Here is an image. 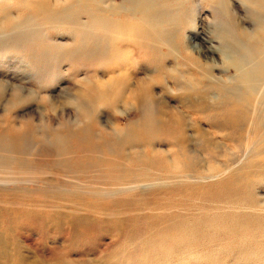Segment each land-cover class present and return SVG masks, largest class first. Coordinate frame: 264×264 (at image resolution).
<instances>
[{"label":"rangeland","instance_id":"1","mask_svg":"<svg viewBox=\"0 0 264 264\" xmlns=\"http://www.w3.org/2000/svg\"><path fill=\"white\" fill-rule=\"evenodd\" d=\"M36 1L0 0V142L12 143L20 155L6 172L0 171V181L8 180L0 184V264H264V175H250L249 166L259 158L245 155L258 148L254 137L244 144L231 141L228 130L214 129L188 112L183 116L192 115L196 127L214 136L219 148L212 157L198 140L177 147L171 142L176 132L165 137L160 122L162 110L181 111L178 101L184 93L170 79L162 89L157 65L131 49L125 62L107 60L110 37L95 29L69 32L49 12L33 9ZM45 1L49 6L62 2ZM208 2L165 0L167 19L181 31L185 46L200 43L201 57L189 50L188 55L224 80V49L212 33L231 21L257 31L255 18L264 15V6L258 0H218L212 7ZM214 8L221 14L218 19ZM207 31L214 41L206 39ZM176 63L167 57L163 65L174 69ZM183 64L177 70H193L186 60ZM144 77L151 83L139 109L128 90L121 91L116 107L108 106V81L120 89L128 78L131 88ZM146 104L151 111L141 109ZM117 126H134L130 141L137 140V154L149 156L152 150L162 155L156 175L164 177V162L181 157L208 177L177 183L147 180L117 190L115 177L135 176L127 174L134 172V163L123 171L110 168L119 160L110 137ZM185 149L192 158H185ZM3 156L0 152L1 160ZM72 183L89 190L65 193L79 191ZM51 192H58L53 206L46 200Z\"/></svg>","mask_w":264,"mask_h":264},{"label":"bare ground","instance_id":"2","mask_svg":"<svg viewBox=\"0 0 264 264\" xmlns=\"http://www.w3.org/2000/svg\"><path fill=\"white\" fill-rule=\"evenodd\" d=\"M60 1L62 2L54 6H49L45 0H38L33 2L34 4L31 7L41 12H49V16H52L53 20L60 27L66 28L69 32L71 30L76 35L79 33L87 34L95 29V32L101 36L110 37L112 40L105 42L107 44L106 48L108 47L107 50H109L108 55H106L107 60L122 58L125 62L128 56L127 49L128 51L131 49L132 52L143 54L147 62L156 64L159 68L158 75L161 77L160 80L157 79L159 80L157 82L162 84V89L165 88V83L170 79L173 86L176 87L175 89L184 93L179 98V107L181 106L182 109L189 110L181 109V111H178L176 108V110L172 111L165 110L167 111L165 113L162 110V120L160 122L162 135H165V137L169 135L168 137H170L173 135V131L176 132L172 138L175 143L173 141L171 142L181 149H184L193 141L198 140V143H202L203 149L205 147L207 151L211 150L212 154H208L215 157L216 150L219 148L218 140H215V137L212 135L208 137L204 130L199 129V127L197 128L193 123L195 118L191 117L192 115H190V118L187 115L188 119L183 116V113L188 112L198 114L201 119L208 122L214 129L228 130L230 133L227 135L231 141L236 140L244 144L245 142H249L253 136L255 146L258 148L253 147L244 154L252 158H259L257 162L249 166L250 175H264V15L258 14L255 18L258 27V30L255 32H248L238 26L234 21H231L233 23L227 28L220 21L222 30L216 31V33L210 31L215 35L214 38L219 40V45H221L225 52L221 51L227 62V66L224 68L225 70L222 71L226 78L220 80L210 73V67L207 65V67H203L202 64L198 63L199 60H193L196 57L192 59V56L188 55L187 51L189 50L191 55L195 53L200 58L203 49L200 43L193 46H185L183 44L182 38H180L181 31L167 19L170 11L166 7L165 0ZM118 1L119 3H117ZM208 1L209 7H212L214 3L216 5L218 2V0ZM258 2L264 6V0H258ZM213 14L217 19L221 17V14L215 8L213 9ZM82 15L86 16L85 21H82ZM122 16H127L131 20L117 18ZM5 25H8V21ZM205 36L206 39L214 41L208 31ZM209 51L212 54L215 53L214 49H209ZM167 57L174 59L177 62V67L183 66L185 64H183V60H186L187 65L191 64L193 70L184 73L181 70H177L181 69L180 67H175L174 69L167 68L163 65ZM129 59L131 60V58ZM130 62L132 63V60ZM141 67L142 65L139 68ZM229 70H232V74H228ZM139 80L137 78V82H134V85L129 88L127 84L128 78L124 79V81L122 79L120 89L119 87L116 89L115 85H112L113 81H108L104 87L106 88L104 91L107 94L108 106L112 108L116 107L118 96L122 93L121 91L128 90L129 99L135 101L134 106H139V109L141 106L139 101L145 98L151 83L147 78L144 81ZM124 101L122 100L123 104H129ZM147 105L149 104L142 105L141 109L146 108L148 111H151L152 109L147 107ZM154 123L156 125V121ZM132 127L121 128L117 126L110 133V137L113 138L115 143L113 145L118 151L119 158V160L112 161L113 164H111L112 167L110 168L123 171L126 170L125 168L129 166V163H134V169L132 170L134 172L127 173L128 175H135L134 177L124 178L118 176V174H113V178L115 175L118 176L114 178V185L119 188L117 190L124 189L127 185L128 187H134L137 183L147 180L177 183L184 180L208 177L205 173L196 171V167L187 166L182 162L181 157L164 162L162 166V172H165L164 177L162 175H156L154 170H160V167L157 165V158L162 155L152 150H148L149 156H144L140 153L137 154V140H135L136 143L133 139L130 141L131 132L133 131L131 129ZM187 130H192L193 134H187ZM142 141L146 142L145 139H142ZM148 145L147 148L145 147L146 149L151 147L150 144ZM16 149L18 148L12 143L0 142V152L4 154V158L6 157L5 160L0 159V171L6 172L10 166L9 163H12L14 160L15 162L20 160L17 158L20 155ZM176 150L175 153L180 154ZM183 152L185 153L186 159L192 158L190 154L186 153V149ZM209 170L214 172L216 169L214 166H210ZM235 176L238 175L236 174ZM244 179L245 182L248 180L247 178ZM7 181V178L3 179L0 181V184H7ZM72 185L74 190L79 191L73 192L72 189H68L64 190V192L67 194H76L77 192L84 193L89 190L86 186L77 183H72ZM47 196L49 197L46 200L49 199L51 201L50 205L53 206V203L57 202L58 192H51V195Z\"/></svg>","mask_w":264,"mask_h":264}]
</instances>
